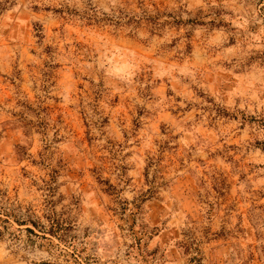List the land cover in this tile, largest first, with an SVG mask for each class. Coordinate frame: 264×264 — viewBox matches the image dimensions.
<instances>
[{"label":"rangeland","instance_id":"rangeland-1","mask_svg":"<svg viewBox=\"0 0 264 264\" xmlns=\"http://www.w3.org/2000/svg\"><path fill=\"white\" fill-rule=\"evenodd\" d=\"M262 25L264 0H0V264H264Z\"/></svg>","mask_w":264,"mask_h":264},{"label":"snow or ice","instance_id":"snow-or-ice-1","mask_svg":"<svg viewBox=\"0 0 264 264\" xmlns=\"http://www.w3.org/2000/svg\"><path fill=\"white\" fill-rule=\"evenodd\" d=\"M264 27V25H262ZM176 129V124H170V131H174ZM123 162V161H121ZM117 183H119V177H117ZM130 200L132 203H135V199L130 196ZM160 201H156L153 204H150L147 209H144L141 212L142 216H152L153 214H159L162 210L159 207Z\"/></svg>","mask_w":264,"mask_h":264}]
</instances>
